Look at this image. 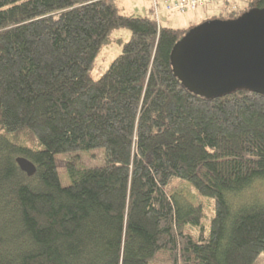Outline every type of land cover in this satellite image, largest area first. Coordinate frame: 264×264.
<instances>
[{"label":"trees","instance_id":"16d2710c","mask_svg":"<svg viewBox=\"0 0 264 264\" xmlns=\"http://www.w3.org/2000/svg\"><path fill=\"white\" fill-rule=\"evenodd\" d=\"M232 6L215 18L264 0ZM187 30L116 0H0V264H151L161 250L172 264H253L264 252V93L190 91L171 64ZM97 147L104 163L74 156L63 185L56 155ZM175 181L212 201L209 222Z\"/></svg>","mask_w":264,"mask_h":264},{"label":"water","instance_id":"95a60500","mask_svg":"<svg viewBox=\"0 0 264 264\" xmlns=\"http://www.w3.org/2000/svg\"><path fill=\"white\" fill-rule=\"evenodd\" d=\"M171 64L184 86L205 97L238 89L264 93V7L194 25L174 44ZM16 160L28 175L35 172L29 158Z\"/></svg>","mask_w":264,"mask_h":264},{"label":"rangeland","instance_id":"374dc122","mask_svg":"<svg viewBox=\"0 0 264 264\" xmlns=\"http://www.w3.org/2000/svg\"><path fill=\"white\" fill-rule=\"evenodd\" d=\"M235 3L244 5V0H230V2H228V7H226V3L224 1H218L204 6H199L194 10L179 12L169 11L162 4H160L158 11H156L153 8L152 3L148 0H116V4L120 12L125 14L157 15L156 17L159 19L161 24L186 30L190 29L194 25L202 23L203 21L220 17L221 14H225V16H227L230 12L229 9L233 7L232 5ZM113 35L114 37L127 40L131 35V30L128 27H118L113 30ZM120 51L121 44L117 40L104 45L95 59L94 65L91 69V74L96 78L99 77ZM74 156H76L78 160V167L101 165L104 163V148L97 147L80 152L57 154L58 170L63 185H67L70 182L66 164L67 161L73 159ZM174 189L185 192L195 202L198 200L206 203L205 207L208 213V220L206 222H209V217L213 215V203L211 200L200 197L195 188L184 181H175L174 187L171 190ZM257 190L264 195V183L259 184ZM151 264H172L169 252L164 250L159 251ZM191 264L198 263L193 260ZM253 264H264V252L259 254Z\"/></svg>","mask_w":264,"mask_h":264},{"label":"built area","instance_id":"2783aa9c","mask_svg":"<svg viewBox=\"0 0 264 264\" xmlns=\"http://www.w3.org/2000/svg\"><path fill=\"white\" fill-rule=\"evenodd\" d=\"M153 8L158 11L160 4L169 11L185 12L187 10L197 9L199 6L215 3L220 0H148Z\"/></svg>","mask_w":264,"mask_h":264}]
</instances>
